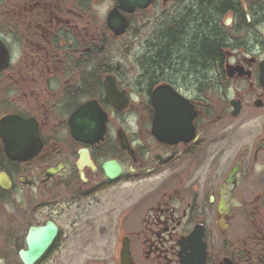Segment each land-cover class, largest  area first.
<instances>
[{
	"label": "flooded vegetation",
	"instance_id": "1",
	"mask_svg": "<svg viewBox=\"0 0 264 264\" xmlns=\"http://www.w3.org/2000/svg\"><path fill=\"white\" fill-rule=\"evenodd\" d=\"M0 264H264V0H0Z\"/></svg>",
	"mask_w": 264,
	"mask_h": 264
},
{
	"label": "water",
	"instance_id": "2",
	"mask_svg": "<svg viewBox=\"0 0 264 264\" xmlns=\"http://www.w3.org/2000/svg\"><path fill=\"white\" fill-rule=\"evenodd\" d=\"M103 169L106 176L110 179L116 177L120 172V167L110 162L104 164ZM53 238H54V233L50 227L37 229L31 232L28 236V241L30 242L28 255L32 256L30 261L36 260L40 256V254L44 252L46 247L51 243Z\"/></svg>",
	"mask_w": 264,
	"mask_h": 264
},
{
	"label": "trees",
	"instance_id": "3",
	"mask_svg": "<svg viewBox=\"0 0 264 264\" xmlns=\"http://www.w3.org/2000/svg\"><path fill=\"white\" fill-rule=\"evenodd\" d=\"M213 1H214V4H216V5H219V4H222L225 2V0H213ZM227 2H233V0H227ZM206 36H207V38H209L208 34ZM159 47L162 48L161 46H159ZM198 52L197 53L200 54L201 51L198 50Z\"/></svg>",
	"mask_w": 264,
	"mask_h": 264
}]
</instances>
